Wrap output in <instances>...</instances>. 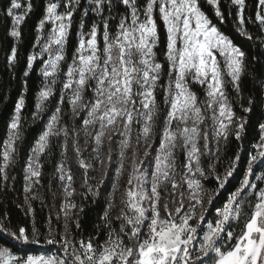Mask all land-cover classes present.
Masks as SVG:
<instances>
[{"label": "snow or ice", "instance_id": "snow-or-ice-1", "mask_svg": "<svg viewBox=\"0 0 264 264\" xmlns=\"http://www.w3.org/2000/svg\"><path fill=\"white\" fill-rule=\"evenodd\" d=\"M205 3L216 23L204 10ZM223 3L225 10L221 0H47L37 26L34 47L39 51L27 56L24 71L28 77L34 62L42 60L43 83L33 121L43 118L58 84L59 101L22 168L23 207L33 217L31 229L12 226L5 213L0 217V235L17 244L43 242L59 247L49 255L21 256L0 245V264H264V175H255L258 167L264 168V123L259 124V140L248 154L239 186L222 206L214 207L237 172L248 124L247 116L236 114L229 94L231 89L237 101L242 99L247 53L218 24L233 17L237 34L259 41L264 48V0L251 6L254 17L245 14L250 7L246 0ZM32 11V0H9L4 12L12 20L8 34L15 40L19 41L20 28ZM78 12L77 46L65 71L66 45ZM90 14L94 19L85 32ZM248 24L257 26L256 34ZM46 25L50 27L45 34ZM161 28L162 59L158 56ZM17 52L13 46L7 56L10 67L17 62ZM24 83L26 87L27 80ZM259 84L264 88V80ZM65 102L71 125L62 123ZM253 103L251 97L247 107L241 103L242 112L251 113ZM25 104L21 95L8 124L0 152L4 182L0 191L7 188L8 168L19 163L17 142L23 140ZM81 134L100 165L97 184L89 183L93 164L82 156ZM61 136L56 145L60 159L49 179V191L52 181L58 180L64 202L56 213L57 227L52 226L50 215L45 234L35 222L33 201L40 200L44 206L36 188L42 187L43 160L51 162L55 155L53 138ZM230 137L238 142L237 151L218 172ZM70 138L76 162L84 170L81 195L85 200L100 196L109 180L113 145L118 150L101 223L89 236L77 237L72 230L74 224L82 232L84 205L77 209L71 199L76 189L68 159ZM11 179L15 182L16 177ZM210 179L216 183L213 188L206 187ZM61 214L63 231L59 230Z\"/></svg>", "mask_w": 264, "mask_h": 264}, {"label": "trees", "instance_id": "trees-1", "mask_svg": "<svg viewBox=\"0 0 264 264\" xmlns=\"http://www.w3.org/2000/svg\"><path fill=\"white\" fill-rule=\"evenodd\" d=\"M23 3L24 0H21ZM47 0H32L33 11L26 18L25 22L20 28L21 37L19 41L12 38L8 33L12 27V20L6 15L4 10L8 6L9 0H0V152L3 151L4 142L7 140L8 136V124L10 123L14 113L15 106L18 102L21 95H24L26 104L22 111V116L27 117L26 120L22 122V135L23 140L17 142L18 147V161L19 163L15 166H10L7 170L9 180L7 181L6 190L0 191V217L5 213L9 217L12 226H25L28 229H31L33 223L32 215H26V208L23 207L24 201V180L22 168L24 162L27 159L29 150L31 146L35 143V140L38 138L39 134L43 131L44 126L54 111L58 101H59V84L56 86L57 94L50 98L46 102V111L42 113V119L36 120L35 122L32 119V114L35 112V104L37 93L40 90L43 77L40 74V69L43 66L42 60L38 58L34 62L33 70L29 73L28 77L24 76V71L27 67V56L32 52L39 51L38 47H34L36 44L37 37V26L41 19L44 17V7ZM203 2V0H202ZM255 0H246V3L250 6L246 10V15L253 16L255 15L252 10V5ZM222 10L226 9L223 0ZM63 10V9H61ZM204 10L210 17H213V22L216 23L214 19V14L210 6L206 3L204 4ZM235 10H233L234 12ZM94 17L90 14L85 20L84 31L87 32L91 23L93 22ZM80 24V13L78 12L74 16L73 25L70 31V35L66 45L67 52V61L64 65V70L68 63H71V58L75 52L77 46V31ZM50 26L46 25L45 34ZM218 27L226 34L229 35L235 44L240 46L243 51L247 53V71L241 79V96L242 99L237 101L235 99V93L229 89L230 98H233L234 103L233 107L238 116H247L248 124L246 125V132L244 139L242 141L244 152L242 153V159L237 169V172L234 174L226 189L222 190L221 195L218 197L217 201L214 202V207L222 206V203L226 199L230 191H234L236 187L239 186V182L243 178L244 171L246 170V160L248 154L254 152L253 145H255L259 140L260 129L259 124L264 123V88H261L259 81L264 80V48L261 47L259 41L253 40L249 41L247 38L242 37L237 34L235 31V23L233 17H228L222 25L218 24ZM248 30L253 34L257 33V26L254 24L247 25ZM114 31V27H113ZM16 46L18 49L17 52V62L14 66H9L7 56L11 53V48ZM164 31L161 28V45L160 50L158 51V56L162 59V52L164 50ZM254 57L256 59H254ZM46 58V56H45ZM63 79V76H61ZM25 80H27V86L25 87ZM203 94L201 93V96ZM251 97L254 100L252 112L243 113L240 108L242 103L245 107L248 106V98ZM64 118L62 123L71 125L72 118L70 115V107L67 102L63 105ZM77 126L79 127L80 121H76ZM81 152L82 156L86 161H90L93 164V169L88 171L89 183L97 184L99 183L100 178V165L92 159L94 153H91L90 148L91 144L85 145L83 143V134H81ZM63 137L59 139L53 138V152L55 153L51 162L48 160H43V176L41 178V185H37L36 191L44 198V206H42L40 200L33 201V207L35 209V222L37 226L40 227L41 232L46 234V225L48 217H52V226L57 227L56 222V213L59 212L61 204L64 202L63 193L59 187V181H52V190L49 191V179L54 171V166L56 161L60 159L59 148L56 146L58 143L62 142ZM238 142L234 137H230L229 143L226 149L221 156V163L218 165L217 171L223 172L224 168L229 162V158L233 157L237 151ZM108 150V142L105 139L103 154L106 156ZM117 149L113 145V161L111 168L109 169V180L106 182L105 187L101 189L100 196L98 198L89 197L85 200L81 193L84 192V188L81 187L84 180V170L79 168L76 162L75 153L72 150V140L71 138L68 141V159L69 166L72 169L74 176V187L76 193L71 198L76 204L77 209L80 205H84V212L81 220V229L82 232L75 228V225L72 224L73 234L79 237L81 234L84 236H89L95 233V225L101 223L99 217L103 214L104 207L106 206V200L111 191V177L114 174V169L116 167L117 159ZM142 156V151H141ZM2 162V159H0ZM127 167V162H126ZM255 175H264V168H257ZM15 176V182L12 181V177ZM127 172L125 173L124 178L121 181V189L123 191V184L126 182ZM254 180V177L252 178ZM260 183L259 181H255ZM3 180L0 178V185H3ZM216 186L215 181L209 180L206 183V187L213 188ZM264 186V185H261ZM52 192H55L56 195L53 197ZM117 205L119 206V196L120 193H117ZM95 199V202H93ZM20 205V206H18ZM77 210H73V216H75ZM59 230L63 231L62 225V214L59 221ZM104 237L101 236V240ZM0 245L11 247L14 254L16 255H26V254H53L57 252L58 245H47L41 242V244H17L15 241H12L9 237L5 235H0Z\"/></svg>", "mask_w": 264, "mask_h": 264}, {"label": "rangeland", "instance_id": "rangeland-1", "mask_svg": "<svg viewBox=\"0 0 264 264\" xmlns=\"http://www.w3.org/2000/svg\"><path fill=\"white\" fill-rule=\"evenodd\" d=\"M62 220H63V222H64V218H63V215H62ZM44 255H49V254H44Z\"/></svg>", "mask_w": 264, "mask_h": 264}]
</instances>
